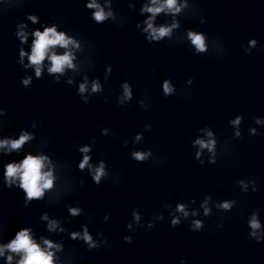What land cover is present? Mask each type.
I'll return each mask as SVG.
<instances>
[{
	"label": "clouds",
	"instance_id": "1",
	"mask_svg": "<svg viewBox=\"0 0 264 264\" xmlns=\"http://www.w3.org/2000/svg\"><path fill=\"white\" fill-rule=\"evenodd\" d=\"M105 4L108 7V10H105V7L102 6L97 0H88L86 8L93 10L91 14V19L97 23L102 24L105 21L114 19V13L111 9V0H105ZM187 0H183V3H179L178 0H150L149 4H145L141 8V13H149L150 15L144 21L145 27L143 32L147 34L146 40L151 42H161L165 38L171 40L173 36V31L180 28V23L175 19L170 25H155L156 17L161 14H170L175 17L183 9L188 8ZM32 21L33 24L37 23V17L34 15H29L27 17ZM204 23L202 19L200 21ZM19 31L16 32V35L19 37L21 43H25L28 39V33L24 30L27 25L20 24ZM139 27V25H137ZM32 35L34 39L32 41L31 52L30 54L25 52L23 49H20V63L24 65L25 68H33L35 71V76L40 78L43 72L44 61L47 59L50 63V66L47 68V71L50 75H55L56 82L59 83L61 75H64L66 70H77V65L74 63L76 60L75 51L81 50L80 42L77 39H74L72 36L67 35L63 31H57V26L54 24L51 27H45L43 31L35 30ZM187 39L190 41L191 47L194 49V53L197 55H208L210 54V44L209 38L201 32L196 31H187ZM245 53H250L251 49L257 47V41L255 39L249 40L247 46L241 45ZM61 48L64 49L62 54H58L55 49ZM211 48L214 53L225 54L223 42L220 40H213L211 43ZM75 50V51H74ZM27 56L28 63L24 64V57ZM111 72V68L108 69ZM68 84H73V79L69 78L67 81ZM188 85H192L193 79L189 78L186 82ZM21 84L24 87H29L32 84V78L26 76L21 80ZM122 94L118 97L117 106L123 105L126 101H131L133 99L132 88L129 83L125 82L122 85ZM163 95L165 97H170L175 94V89L170 80H165L162 85ZM102 91L101 84L98 80L91 82V91L89 93V82L87 76L84 77V82L79 84L78 95L81 97V101L87 104L90 100V95L95 93H100ZM87 94V95H86ZM105 103H108L107 98L104 99ZM140 106L142 109H148L149 105L145 104L143 100L140 101ZM6 111L0 109V116L6 115ZM241 117L237 116L231 121V124L234 128L237 129L235 136H240L239 125L241 124ZM256 124H264V120L257 118L255 120ZM33 127H35V122H33ZM145 131H150L152 128L151 124H146ZM205 132L207 139L197 138L193 144L198 146V150L195 153V158L203 165L205 162L201 159L204 150H207L210 153L208 160L209 164H215L216 159V144L217 141L213 137V132L208 129H201ZM104 134H107L108 130H103ZM250 132L253 136L256 135V129H250ZM142 138L141 135H137L135 139L139 141ZM33 139V135L29 132L22 131L18 139H3L0 140V149H5L7 152L18 151L21 147L28 141ZM80 152L83 153V159L79 164L80 170H84L86 167L90 170L92 180L95 184L99 185L104 177L108 174L105 170V164L103 161L99 163L98 166H93L90 164L91 157L88 153L91 151L89 146L81 147ZM132 159L137 162L148 161L152 157V151H134L132 152ZM50 160L47 156L39 155L33 156L31 154L27 155L20 163H9L6 165L5 170V179L9 186L19 182V187L24 190L27 196L26 203L31 200H39L44 197L46 190L53 189L54 180L56 177L53 174L52 167H50ZM47 167V170L45 168ZM241 188L246 192L248 189V183L240 180L238 181ZM252 184H255L256 181H251ZM253 191H256L253 188ZM212 197L210 195L205 196L203 202L200 204V208L203 210V216L209 217L212 215V208L209 206ZM195 203V200L192 201ZM236 204L235 200H224L216 204L218 210L224 212H230L233 206ZM165 208L169 207L164 205ZM69 212L73 216H77L81 213L79 208H69ZM155 220L162 221L164 215L153 214ZM170 225L172 227H177L181 225L182 220L186 221L188 218L197 217L199 213L196 210L189 211V208L184 203H178L174 209V213H171ZM133 220L136 224H140L141 215L138 211L132 212ZM42 219L48 221V230L55 231L59 227L58 221L49 220L47 214H45ZM155 226L154 221L150 220L147 224L148 228ZM133 225L129 223L127 228L132 230ZM190 230L193 232H198L204 227V221L201 219H193L189 225ZM223 227V225H219ZM248 227L251 229L249 232L250 238L255 240L257 243L264 241V230H262L261 223L257 218V214L253 213L251 218L248 221ZM64 231L63 228L59 229ZM72 238L82 239L88 247L96 248L98 243L93 240L92 236L89 235L87 228L84 229L83 234L78 232L72 233ZM124 241L128 244L133 243L131 236H125ZM43 244L45 247H41L40 244L36 243L33 239L30 229L23 228L18 231L15 235V239L11 240L9 243L0 245V256H3L5 251L11 253L7 256V264H12L13 255L17 254L20 256V259L16 264H54V250H60L61 245L55 244L51 240L44 239Z\"/></svg>",
	"mask_w": 264,
	"mask_h": 264
}]
</instances>
